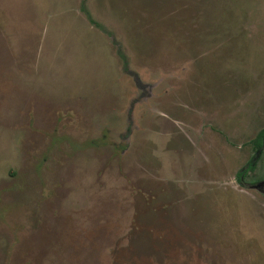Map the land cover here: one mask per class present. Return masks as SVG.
<instances>
[{
    "label": "rangeland",
    "instance_id": "obj_1",
    "mask_svg": "<svg viewBox=\"0 0 264 264\" xmlns=\"http://www.w3.org/2000/svg\"><path fill=\"white\" fill-rule=\"evenodd\" d=\"M264 0H0V264H264Z\"/></svg>",
    "mask_w": 264,
    "mask_h": 264
},
{
    "label": "trees",
    "instance_id": "obj_2",
    "mask_svg": "<svg viewBox=\"0 0 264 264\" xmlns=\"http://www.w3.org/2000/svg\"><path fill=\"white\" fill-rule=\"evenodd\" d=\"M252 150H253V156L251 158V162L249 163L248 167H246L245 170H254L256 161L258 160L259 153L264 148V129L261 130L256 138L252 141ZM254 165V166H253ZM241 175V173L238 174V177Z\"/></svg>",
    "mask_w": 264,
    "mask_h": 264
},
{
    "label": "flooded vegetation",
    "instance_id": "obj_3",
    "mask_svg": "<svg viewBox=\"0 0 264 264\" xmlns=\"http://www.w3.org/2000/svg\"><path fill=\"white\" fill-rule=\"evenodd\" d=\"M261 153V152H260ZM260 153H259V155H260ZM252 156H253V154H252ZM252 156H251V158H252ZM251 158H250V160H249V162L247 163V165H246V167H248V165H249V163L251 162ZM258 158H259V156H258ZM258 161V160H257ZM257 161H256V164H257ZM256 164H255V167H256ZM254 166V165H253ZM246 167L242 170V171H240L239 173H241V175L238 177V174H237V181H238V183L240 184V185H243V181H245L246 180V177H247V174H248V172H250L251 170H245L246 169ZM255 167H254V169H255ZM253 171V170H252Z\"/></svg>",
    "mask_w": 264,
    "mask_h": 264
}]
</instances>
